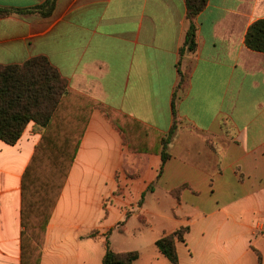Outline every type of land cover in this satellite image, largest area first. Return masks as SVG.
I'll return each mask as SVG.
<instances>
[{"label":"crops","instance_id":"0c3cea01","mask_svg":"<svg viewBox=\"0 0 264 264\" xmlns=\"http://www.w3.org/2000/svg\"><path fill=\"white\" fill-rule=\"evenodd\" d=\"M261 18L264 0H207L181 53L185 0H57L47 17H0V64L47 57L71 98L97 102L39 264H102L109 231L133 264H172L155 242L180 227L179 264H264V53L244 42ZM43 131L30 121L0 139V264H21L22 176Z\"/></svg>","mask_w":264,"mask_h":264},{"label":"trees","instance_id":"16d2710c","mask_svg":"<svg viewBox=\"0 0 264 264\" xmlns=\"http://www.w3.org/2000/svg\"><path fill=\"white\" fill-rule=\"evenodd\" d=\"M56 1L46 0L28 8L0 5V17L31 13L47 17ZM206 4L207 0H185L190 24L181 53L195 50L193 20ZM244 42L249 49L264 53V18L250 24ZM182 87L181 75L178 88ZM70 94L75 93L68 89L66 80L47 57H31L21 64H0V139L7 144L16 143L30 121L44 128L22 176L21 264H39L46 225L69 175L90 108L97 104L79 94H76L79 98H71ZM106 110L112 115L110 108ZM175 128L176 121L162 139V162L169 157L167 148ZM187 231L188 227H180L155 242L172 264H179L176 244L184 241ZM109 233H106L102 264H133L138 252L113 251Z\"/></svg>","mask_w":264,"mask_h":264},{"label":"built area","instance_id":"2783aa9c","mask_svg":"<svg viewBox=\"0 0 264 264\" xmlns=\"http://www.w3.org/2000/svg\"><path fill=\"white\" fill-rule=\"evenodd\" d=\"M264 232V231H263Z\"/></svg>","mask_w":264,"mask_h":264}]
</instances>
